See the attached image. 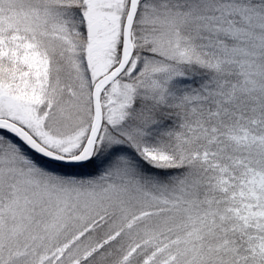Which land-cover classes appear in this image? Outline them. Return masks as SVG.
Returning <instances> with one entry per match:
<instances>
[{"label":"snow or ice","instance_id":"snow-or-ice-1","mask_svg":"<svg viewBox=\"0 0 264 264\" xmlns=\"http://www.w3.org/2000/svg\"><path fill=\"white\" fill-rule=\"evenodd\" d=\"M0 264H264V0H0Z\"/></svg>","mask_w":264,"mask_h":264}]
</instances>
